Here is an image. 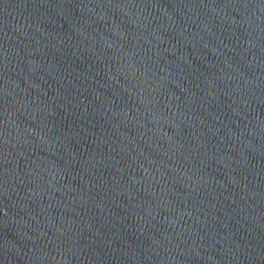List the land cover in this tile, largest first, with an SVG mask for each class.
<instances>
[{"label": "water", "instance_id": "obj_1", "mask_svg": "<svg viewBox=\"0 0 264 264\" xmlns=\"http://www.w3.org/2000/svg\"><path fill=\"white\" fill-rule=\"evenodd\" d=\"M0 264H264V0H0Z\"/></svg>", "mask_w": 264, "mask_h": 264}]
</instances>
